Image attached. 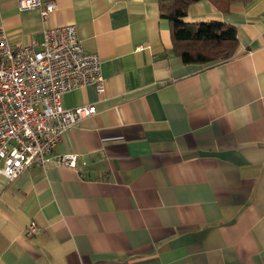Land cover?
Here are the masks:
<instances>
[{
  "label": "crops",
  "instance_id": "0c3cea01",
  "mask_svg": "<svg viewBox=\"0 0 264 264\" xmlns=\"http://www.w3.org/2000/svg\"><path fill=\"white\" fill-rule=\"evenodd\" d=\"M53 1L43 22L0 0V28L22 47L74 25L105 90L62 96L96 108L54 149L75 168L0 176V264H264V0L189 6L236 30L213 64L181 61L157 0Z\"/></svg>",
  "mask_w": 264,
  "mask_h": 264
},
{
  "label": "built area",
  "instance_id": "2783aa9c",
  "mask_svg": "<svg viewBox=\"0 0 264 264\" xmlns=\"http://www.w3.org/2000/svg\"><path fill=\"white\" fill-rule=\"evenodd\" d=\"M20 10L38 9L45 22L53 0H19ZM94 86L105 90L101 61L85 52L74 25L44 28L42 41L17 47L0 28V176L15 180L36 164L75 168L77 154H55L63 133L96 113L94 105L67 109L62 96ZM39 228L30 222L27 235Z\"/></svg>",
  "mask_w": 264,
  "mask_h": 264
},
{
  "label": "trees",
  "instance_id": "16d2710c",
  "mask_svg": "<svg viewBox=\"0 0 264 264\" xmlns=\"http://www.w3.org/2000/svg\"><path fill=\"white\" fill-rule=\"evenodd\" d=\"M202 0H157L159 16L169 24L174 53L185 64H213L231 59L237 50L236 30L218 20L185 22L191 4ZM220 12L246 0H207Z\"/></svg>",
  "mask_w": 264,
  "mask_h": 264
}]
</instances>
